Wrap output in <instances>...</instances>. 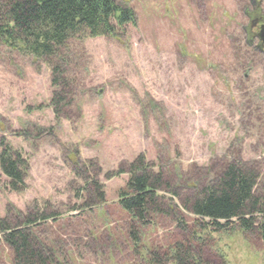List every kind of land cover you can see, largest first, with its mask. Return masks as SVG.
Returning <instances> with one entry per match:
<instances>
[{
	"label": "rangeland",
	"instance_id": "rangeland-1",
	"mask_svg": "<svg viewBox=\"0 0 264 264\" xmlns=\"http://www.w3.org/2000/svg\"><path fill=\"white\" fill-rule=\"evenodd\" d=\"M116 1L134 10L135 24L69 47L81 106L70 120L54 115L46 64L0 51V143L28 163L19 192L0 169V216L53 212L41 235L64 264H153L147 253L178 239L173 220L158 215L141 228V254L133 250L132 220L118 206L129 175L118 170L141 153L154 171L177 167L187 178L228 153L264 171V59L242 42L248 12L263 15L264 0ZM83 176L99 181L105 203L83 207ZM207 237L213 258L206 264H222L223 256L224 264H264L255 234ZM11 262L2 243L0 264Z\"/></svg>",
	"mask_w": 264,
	"mask_h": 264
},
{
	"label": "trees",
	"instance_id": "trees-1",
	"mask_svg": "<svg viewBox=\"0 0 264 264\" xmlns=\"http://www.w3.org/2000/svg\"><path fill=\"white\" fill-rule=\"evenodd\" d=\"M135 23L134 10L116 0H0V51H13L46 64L51 71L54 115L58 120H70L74 108L81 110L72 92L78 82L69 68L72 42L78 38L114 37ZM253 38L247 29L243 30L246 53L254 52L264 59V49L255 45ZM0 146V169L8 178V187L23 191L27 161L4 140ZM256 166L240 153H228L187 178L177 167L154 171L146 156L139 154L118 170L129 175L119 191L118 206L132 220L128 238L134 252L139 255L143 249L141 228L153 224L158 215L173 220L178 239L161 254L157 250L147 253L148 262L153 264L210 262L212 253L205 247L212 244L207 237L212 232L255 234L264 247V171ZM83 178L81 191L87 192L83 207L105 203L99 181ZM53 215L31 210L0 216V245L4 243L11 250V264H64L57 246L41 235L42 227ZM186 215L192 217V223ZM223 258L222 264L226 263Z\"/></svg>",
	"mask_w": 264,
	"mask_h": 264
},
{
	"label": "flooded vegetation",
	"instance_id": "flooded-vegetation-1",
	"mask_svg": "<svg viewBox=\"0 0 264 264\" xmlns=\"http://www.w3.org/2000/svg\"><path fill=\"white\" fill-rule=\"evenodd\" d=\"M254 1L255 0H253V3H255ZM247 15L250 19V24L246 29L249 34L253 35V39L255 41L257 40L256 45H259V47L261 46V49H264V40L262 39V36H264V14L261 15L256 8L255 11L252 10L251 12H248Z\"/></svg>",
	"mask_w": 264,
	"mask_h": 264
},
{
	"label": "water",
	"instance_id": "water-1",
	"mask_svg": "<svg viewBox=\"0 0 264 264\" xmlns=\"http://www.w3.org/2000/svg\"><path fill=\"white\" fill-rule=\"evenodd\" d=\"M262 39L264 40V36H262Z\"/></svg>",
	"mask_w": 264,
	"mask_h": 264
}]
</instances>
